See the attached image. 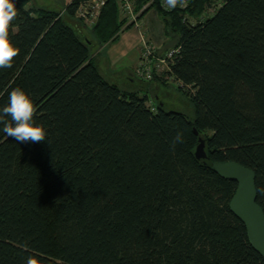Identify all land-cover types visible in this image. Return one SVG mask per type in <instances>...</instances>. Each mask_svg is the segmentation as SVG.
<instances>
[{
	"label": "trees",
	"instance_id": "1",
	"mask_svg": "<svg viewBox=\"0 0 264 264\" xmlns=\"http://www.w3.org/2000/svg\"><path fill=\"white\" fill-rule=\"evenodd\" d=\"M86 1L49 10L16 0L9 39L19 52L0 69V107L24 89L47 135L21 143L0 130V264H264L229 209L236 182L212 168L253 170L264 212V0L169 10L131 0L137 19L154 8L176 34L168 74L193 117L103 75L92 42L110 44L134 23L104 0L89 40L66 20L84 24ZM198 137L208 159L194 155Z\"/></svg>",
	"mask_w": 264,
	"mask_h": 264
},
{
	"label": "crops",
	"instance_id": "2",
	"mask_svg": "<svg viewBox=\"0 0 264 264\" xmlns=\"http://www.w3.org/2000/svg\"><path fill=\"white\" fill-rule=\"evenodd\" d=\"M31 1L34 0H28L29 6H32ZM48 1L51 2L50 0H46V3ZM69 2H71V0H61L59 2L58 0H52V8H43V6H40L37 2V7L49 10H62ZM148 11L145 12L141 17L144 18ZM68 20H72V26L78 31L79 34L89 38L90 40L89 30L86 29L87 26L85 23H80L76 19L69 18ZM147 23L148 21H144L142 24H133L130 28L123 31L116 41L105 46L100 47L97 45L96 47L92 43V56L100 71L109 81L118 84L121 87L125 86V89L127 90H139L140 94H146L149 98H151L150 93L153 91H156L155 94H157L158 91H162L159 88L160 83L158 81H151V84H148L149 87L146 88V86H144V89L143 87L139 88V85L135 86L136 82L139 84L143 83L134 75V68L139 58V42L141 33L144 32L145 36L154 43L160 52L171 48L175 39L174 37L170 39L169 36L165 34L162 21L159 24V28L157 29H155L153 26H149ZM129 85L131 86L129 87ZM164 95L165 93L163 92L161 96ZM156 98L160 99V96H157ZM159 103L161 105L164 104L161 102Z\"/></svg>",
	"mask_w": 264,
	"mask_h": 264
},
{
	"label": "clouds",
	"instance_id": "3",
	"mask_svg": "<svg viewBox=\"0 0 264 264\" xmlns=\"http://www.w3.org/2000/svg\"><path fill=\"white\" fill-rule=\"evenodd\" d=\"M174 5L175 0H169ZM17 16L16 0H0V69L10 68L19 49L9 39V26ZM36 109L28 93L22 88L13 89L8 101L0 107V129L17 142H39L46 138L43 125L34 119ZM179 139V136L177 137Z\"/></svg>",
	"mask_w": 264,
	"mask_h": 264
},
{
	"label": "water",
	"instance_id": "4",
	"mask_svg": "<svg viewBox=\"0 0 264 264\" xmlns=\"http://www.w3.org/2000/svg\"><path fill=\"white\" fill-rule=\"evenodd\" d=\"M194 131L197 134V130ZM194 155L197 159H208L201 137H198ZM212 168L221 177L236 182L229 209L245 226L250 245L264 258V212L257 203L255 173L235 161L213 162Z\"/></svg>",
	"mask_w": 264,
	"mask_h": 264
},
{
	"label": "built area",
	"instance_id": "5",
	"mask_svg": "<svg viewBox=\"0 0 264 264\" xmlns=\"http://www.w3.org/2000/svg\"><path fill=\"white\" fill-rule=\"evenodd\" d=\"M121 3V9L125 14L128 22H133L137 24V13L133 10V5L131 0H119ZM188 0H175L174 5L169 3V0H160V5L163 9L169 10L179 5V7L184 8L187 5ZM104 3V0H87L82 3L77 10V14L84 18V21H92L96 18L100 6ZM140 51L137 64L134 68V75L137 79L145 82L151 81L154 76H162L168 81L173 80L169 76L170 65L174 60L175 55L178 53L179 46L171 47L163 52H160L154 43L150 41L145 33H141L140 37ZM175 81V80H174ZM179 87L181 83L175 81Z\"/></svg>",
	"mask_w": 264,
	"mask_h": 264
},
{
	"label": "rangeland",
	"instance_id": "6",
	"mask_svg": "<svg viewBox=\"0 0 264 264\" xmlns=\"http://www.w3.org/2000/svg\"><path fill=\"white\" fill-rule=\"evenodd\" d=\"M51 2H47L46 3V0L45 1H41V0H34V1H31V7H34L35 9L39 8L37 7V2L39 3L40 6H43V8H52V0H50ZM61 1V0H58V2ZM29 5V4H28ZM214 11V9H208L205 13H203L201 16H199V19L202 20L203 18H205V16H208L210 15L212 12ZM139 13V10L137 11V14ZM77 14V12H76ZM140 15V13H139ZM78 16V14H77ZM122 16H125L124 12L122 11ZM80 17V16H79ZM96 18H94L91 22L86 20V22L84 21L85 25L87 26L86 29L89 30L90 29V25L94 22ZM198 19V20H199ZM67 22L72 25L73 22L69 21L68 18H66ZM77 20V19H76ZM144 21H148V25L149 26H153L155 29L159 28V24L161 23V20H160V17L158 15V12L157 10H155L154 8L150 9L148 11V13L146 14V16L144 18H138L137 19V23L138 24H142ZM190 21L192 23H195L197 21V19H190ZM75 24V23H74ZM176 37V34H174V39ZM169 38L171 39L172 36H169ZM91 39V37H90ZM149 39V38H148ZM173 39V40H174ZM92 41V40H91ZM176 41V39H175ZM175 41L172 43L174 45ZM94 44V46L97 47V42L93 41L92 42ZM100 46V45H98ZM102 47V46H100ZM173 47V46H172ZM160 51V50H159ZM152 81V80H151ZM151 81L149 82H145V81H142L141 83L143 84H139L138 82L135 83V86L139 85L138 87L139 88H142L144 89V86H146V88L149 87L148 84H151ZM129 84V83H128ZM131 85H129L130 87ZM125 88V86H124ZM159 88L162 90V91H158L157 94L156 91H153L152 93H150V96H151V100L153 99L155 102L159 103H164L163 106L166 110H173V111H180V112H183L185 113L187 116L189 117H193L194 115V108H193V105L189 99L188 96H186L179 88V85L176 84V82L174 80H169L166 82V84H163V83H160L159 84ZM165 93L164 96H161L162 93ZM160 96V99H157L155 96Z\"/></svg>",
	"mask_w": 264,
	"mask_h": 264
}]
</instances>
